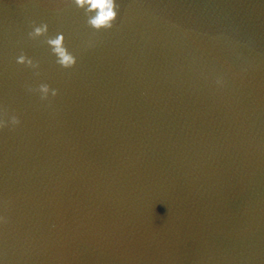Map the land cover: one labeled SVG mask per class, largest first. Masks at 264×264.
<instances>
[{
	"label": "water",
	"instance_id": "95a60500",
	"mask_svg": "<svg viewBox=\"0 0 264 264\" xmlns=\"http://www.w3.org/2000/svg\"><path fill=\"white\" fill-rule=\"evenodd\" d=\"M117 4L0 0V264H264V0Z\"/></svg>",
	"mask_w": 264,
	"mask_h": 264
},
{
	"label": "clouds",
	"instance_id": "9594fccd",
	"mask_svg": "<svg viewBox=\"0 0 264 264\" xmlns=\"http://www.w3.org/2000/svg\"><path fill=\"white\" fill-rule=\"evenodd\" d=\"M71 2L79 9H82L87 17V25L93 30L99 32L102 30H110L117 18L119 5L117 0H71ZM48 33V25L41 24L34 26L33 31L29 33L30 38H37L46 36ZM47 45L51 49V53L56 57V63L64 69H70L77 63L75 55H73L65 45V36L62 33H57L54 37H48L46 39ZM17 63L20 65H26L30 68L36 69L39 67L38 63L29 58L26 54L21 53L17 57ZM36 75H39L37 72ZM220 83V81H218ZM29 92H38L42 101H47L49 96L56 97L58 90L53 89L50 85L43 83L38 88H28ZM7 113L0 114V131H3L8 127H16L21 121L16 115L10 116L5 119ZM6 223L4 216H0V224Z\"/></svg>",
	"mask_w": 264,
	"mask_h": 264
}]
</instances>
